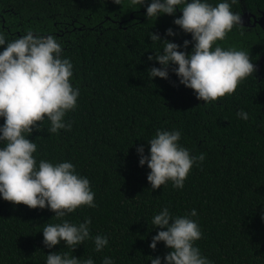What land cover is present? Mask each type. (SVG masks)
<instances>
[{
	"label": "trees",
	"instance_id": "obj_1",
	"mask_svg": "<svg viewBox=\"0 0 264 264\" xmlns=\"http://www.w3.org/2000/svg\"><path fill=\"white\" fill-rule=\"evenodd\" d=\"M239 4L235 0L231 8ZM179 7L173 15L148 19L146 5L133 9L127 0L123 5L114 0H0V32L6 41L29 29L51 34L72 62L71 81L80 91L76 107L64 117L71 128L49 133L45 119L39 130L26 135L37 145V164L40 159L73 163L89 179L96 204L57 218L49 208L0 198V264H45L53 251L91 257L95 264L104 256L114 264H151L152 257L163 258L171 250L163 241L149 247L160 230L152 217L163 207L173 216L197 210L192 219L202 236L194 244L213 264H264V62H259L264 49L234 28L218 41L248 52L260 67L232 94L213 102L198 100L193 89L181 84L174 65L167 79H150L148 70L161 65L149 56L163 47L151 41V32L178 44L192 39L173 22L182 14ZM169 27L175 36H166ZM241 109L249 113L247 120L237 117ZM157 129L180 130L178 143L191 155L204 154L183 188L169 181L150 189V169L139 164L137 146L143 145L147 155V140ZM85 218L91 220V237H108L102 251L94 250L92 239L73 250L63 241L51 249L42 243L45 223Z\"/></svg>",
	"mask_w": 264,
	"mask_h": 264
},
{
	"label": "clouds",
	"instance_id": "obj_2",
	"mask_svg": "<svg viewBox=\"0 0 264 264\" xmlns=\"http://www.w3.org/2000/svg\"><path fill=\"white\" fill-rule=\"evenodd\" d=\"M235 0H217L213 5L209 0H127L129 6L137 9L146 5L148 19L162 14L173 15L178 6L182 14L175 17L174 24L185 33L191 34V41L183 44L162 38L151 32V41H161L162 51L149 56L161 65L152 66L148 77H169V67L179 82L194 90L198 100L209 103L226 94H232L237 85L255 72V66L248 52L235 47H222L218 41L224 40L233 27H242L241 15L234 12L231 4ZM123 5L124 0H114ZM177 33L169 27L166 36ZM243 35V33H241ZM192 45L191 51L187 49ZM0 198L14 204L23 203L30 208H49L55 217L63 218L79 206L96 207L95 193L90 181L79 174L70 161L51 162L33 155L37 145L29 138L34 129L39 130V122L49 121L48 132L58 133L70 129L71 122H65L66 112L76 107L79 88L71 81L73 65L62 56L63 46L51 34L41 35L27 30L13 40H7L0 32ZM237 117L249 118V113L238 110ZM178 129H157L147 140L148 154L144 146H137L139 164H147L150 171L147 181L155 190L171 181L174 188H183L185 179L204 154L191 155L178 142ZM197 210L173 216L168 207H163L152 217V225L160 230L152 237V249L163 241L171 250L163 258L152 257L151 264H213L202 255L194 242L202 236L199 224L192 217ZM90 218L72 223L62 219L58 223H45L42 243L53 248L61 243L75 249L86 239L94 241V250L99 252L108 245L106 235H90ZM45 264H95L91 257L82 259L68 252L53 251L46 254ZM101 264H114L111 257L104 256Z\"/></svg>",
	"mask_w": 264,
	"mask_h": 264
},
{
	"label": "flooded vegetation",
	"instance_id": "obj_3",
	"mask_svg": "<svg viewBox=\"0 0 264 264\" xmlns=\"http://www.w3.org/2000/svg\"><path fill=\"white\" fill-rule=\"evenodd\" d=\"M240 8L232 9L234 12H238L241 15L242 27H233L238 32H245L250 41L255 45H260L264 49V0L259 3L257 0L252 1V4L247 3V0H239ZM260 64L264 62V54L259 60ZM260 64H255L256 68L260 67ZM259 69V68H258Z\"/></svg>",
	"mask_w": 264,
	"mask_h": 264
}]
</instances>
